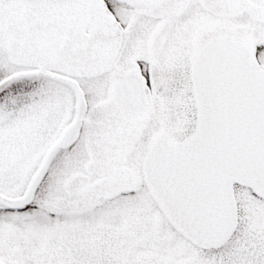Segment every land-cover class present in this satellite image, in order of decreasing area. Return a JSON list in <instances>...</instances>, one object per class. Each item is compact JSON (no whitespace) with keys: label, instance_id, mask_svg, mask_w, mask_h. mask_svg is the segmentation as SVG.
I'll use <instances>...</instances> for the list:
<instances>
[{"label":"snow or ice","instance_id":"obj_1","mask_svg":"<svg viewBox=\"0 0 264 264\" xmlns=\"http://www.w3.org/2000/svg\"><path fill=\"white\" fill-rule=\"evenodd\" d=\"M0 264H264V0H0Z\"/></svg>","mask_w":264,"mask_h":264}]
</instances>
